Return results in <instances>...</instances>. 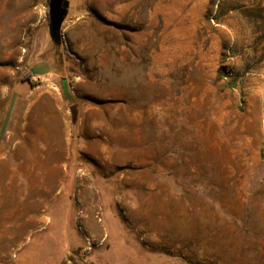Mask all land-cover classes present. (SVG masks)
Segmentation results:
<instances>
[{
    "label": "rangeland",
    "instance_id": "obj_1",
    "mask_svg": "<svg viewBox=\"0 0 264 264\" xmlns=\"http://www.w3.org/2000/svg\"><path fill=\"white\" fill-rule=\"evenodd\" d=\"M66 1L54 82L0 50V264H264V0Z\"/></svg>",
    "mask_w": 264,
    "mask_h": 264
},
{
    "label": "crops",
    "instance_id": "obj_2",
    "mask_svg": "<svg viewBox=\"0 0 264 264\" xmlns=\"http://www.w3.org/2000/svg\"><path fill=\"white\" fill-rule=\"evenodd\" d=\"M45 1L49 2V0ZM43 6L44 4L42 3V0H0V50L3 51L2 55L6 57L17 54L18 57L35 58L30 60V64H32L33 70L37 73L38 77L44 78V81L47 82H54L52 81V77L55 76L56 78L57 69L52 64H42L41 60H38V58L44 56L47 49H50V52L52 53L54 51H59L65 56L71 54V51L69 48H65L64 45L54 46L51 49L49 10L45 9ZM65 22L63 23V27ZM50 56L52 57L53 54ZM64 70L68 71V66H65ZM26 76L27 74L25 75V80L23 82H29L31 76L28 78ZM63 91L66 93L65 89ZM41 105L42 102H34L32 105H29L28 109L31 110L33 107L34 109H37ZM58 105L59 106L57 107L60 112L57 120L61 122L60 127L62 126V128L67 131L68 129L73 128V125H68L69 109L66 108V103ZM2 115H4L3 112L1 113L0 120H3L4 118ZM27 117H29L28 114L25 118L27 119ZM36 117H38V114H36ZM36 120H38V118ZM46 120L51 123L54 122L52 117L46 118ZM26 127L27 126H24L25 129ZM53 127V124H51L50 129H54ZM47 128L49 127H41V129L45 130H47ZM27 135H29V133H25V136ZM67 139L69 138L66 133V140ZM78 147V151H82L84 147H86V144L81 141ZM138 167L144 168L140 171L150 168L146 165L144 166V164L141 165L140 163L138 164ZM114 179V183L120 188V190H131V198L133 200H146V193L154 191L156 188V184L152 182L148 183L149 177L147 178V176L133 177L122 175L115 177ZM118 197L121 199V196ZM98 228L99 229L97 230H100V227Z\"/></svg>",
    "mask_w": 264,
    "mask_h": 264
},
{
    "label": "water",
    "instance_id": "obj_3",
    "mask_svg": "<svg viewBox=\"0 0 264 264\" xmlns=\"http://www.w3.org/2000/svg\"><path fill=\"white\" fill-rule=\"evenodd\" d=\"M69 3L66 0H49V30L53 41L61 42V29L68 15Z\"/></svg>",
    "mask_w": 264,
    "mask_h": 264
},
{
    "label": "trees",
    "instance_id": "obj_4",
    "mask_svg": "<svg viewBox=\"0 0 264 264\" xmlns=\"http://www.w3.org/2000/svg\"><path fill=\"white\" fill-rule=\"evenodd\" d=\"M30 76H31V73L29 72V73L27 74V76H26V77L28 78V77H30Z\"/></svg>",
    "mask_w": 264,
    "mask_h": 264
}]
</instances>
